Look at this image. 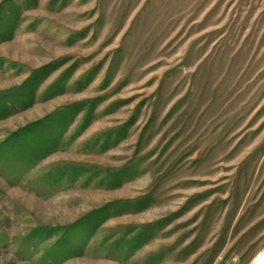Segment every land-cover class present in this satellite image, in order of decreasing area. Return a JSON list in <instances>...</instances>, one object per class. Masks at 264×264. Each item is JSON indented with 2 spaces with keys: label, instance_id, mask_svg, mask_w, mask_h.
<instances>
[{
  "label": "rangeland",
  "instance_id": "rangeland-1",
  "mask_svg": "<svg viewBox=\"0 0 264 264\" xmlns=\"http://www.w3.org/2000/svg\"><path fill=\"white\" fill-rule=\"evenodd\" d=\"M259 258L264 0H0V264Z\"/></svg>",
  "mask_w": 264,
  "mask_h": 264
},
{
  "label": "bare ground",
  "instance_id": "bare-ground-1",
  "mask_svg": "<svg viewBox=\"0 0 264 264\" xmlns=\"http://www.w3.org/2000/svg\"><path fill=\"white\" fill-rule=\"evenodd\" d=\"M263 254V253H262ZM261 254V255H262ZM255 264H264V259L263 258H259Z\"/></svg>",
  "mask_w": 264,
  "mask_h": 264
}]
</instances>
